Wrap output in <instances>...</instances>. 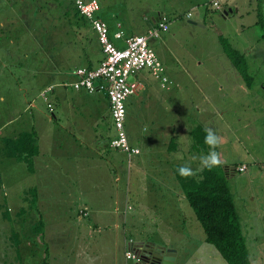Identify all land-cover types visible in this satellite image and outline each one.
I'll list each match as a JSON object with an SVG mask.
<instances>
[{
	"label": "rangeland",
	"instance_id": "rangeland-1",
	"mask_svg": "<svg viewBox=\"0 0 264 264\" xmlns=\"http://www.w3.org/2000/svg\"><path fill=\"white\" fill-rule=\"evenodd\" d=\"M99 1L106 5L108 12L139 32L151 25L153 18L167 19L168 30L151 40V48L167 68L171 90L160 89L157 80H154L157 88L152 84L147 89L168 95L163 97L162 104L178 110L173 127L179 130L180 137L186 134L183 125L187 120L191 128L196 125L213 128L225 138L217 148L222 160L218 168L235 201L251 264H264V31L256 24L258 16L264 19V0ZM215 1L219 3L218 10L213 6ZM236 5L238 11L228 16L223 14L222 9L234 10ZM61 11L54 0H0V264H41L46 246L45 242L43 246V235L49 246L46 260L50 264H109L114 252L123 261L122 238L115 249L117 243H112L110 237L112 227L96 226L92 230L90 218H79L82 208L77 191H94L92 184L101 189L102 177H88L89 185L81 189L72 171L57 180L60 187H38L42 193L32 194L22 187L27 182V174L23 176L21 170L23 164L5 154V140L13 139L21 130L14 120L23 102L17 91L18 79L25 68L22 64L26 59L28 63L41 56L32 43V32L47 30L43 26L72 27L73 18L66 22L58 20ZM220 38L244 55L251 79L249 86L223 53ZM155 101L147 96L141 106H152ZM37 102L43 107L42 100ZM155 105L160 104L157 101ZM45 123L43 128L63 145L61 122L45 119ZM108 125L111 127L110 118ZM145 130L149 128L144 127ZM190 136L193 138L191 131ZM192 146V142L182 141L180 149L188 152L185 150ZM113 150L110 154L123 156L124 170L129 173L126 155ZM198 155L183 154V160L174 161L176 165L190 163L199 171V161L191 160ZM101 162L103 167L105 164L109 167L104 160ZM159 164L150 163L151 166ZM61 165L67 169L66 158ZM151 169L145 180L140 172L131 169L129 173L130 179L133 177L128 201L133 211L129 214L137 218L138 226L125 231V236H135L139 244L150 243L153 248L174 243L187 264H227L205 243L201 225L184 198L173 206L165 199L158 201L170 196L169 190H165L169 185L158 177L155 171L158 168ZM148 188L160 190L144 196L142 190ZM171 192L175 199L176 192ZM106 195L100 200L104 207ZM142 199H147V205L141 203ZM40 220H43L42 233H36L34 228L41 225Z\"/></svg>",
	"mask_w": 264,
	"mask_h": 264
},
{
	"label": "crops",
	"instance_id": "crops-1",
	"mask_svg": "<svg viewBox=\"0 0 264 264\" xmlns=\"http://www.w3.org/2000/svg\"><path fill=\"white\" fill-rule=\"evenodd\" d=\"M97 1L101 6L98 12L100 19L107 24L111 34L121 32L123 38L146 35L158 19V17L153 18L152 24L139 32L124 19H118L116 14L108 12L103 2ZM226 10L222 9V12L225 16H228L234 11H238L239 7L236 5V9L228 10L229 12ZM40 13L44 12L40 11ZM43 27L47 30L32 32L34 35L32 36V43L36 44L38 47L37 52L41 56L37 61L28 63L26 59L25 63L22 64L25 67L23 75L18 79L20 85L17 91L20 100L22 99L23 102L15 112L17 116L14 122L18 123L21 130L16 132L14 138L21 133H34L36 147L38 148V153L29 160L21 161L14 158V161L23 164L24 167L21 166V170L24 172L23 176L27 174V182L23 183L22 187L28 188V192L31 190L35 194L42 193L41 190H37L38 187H60L61 183L57 180L65 173L72 174L74 172L73 174L77 175L78 178L77 186L83 189L84 186L89 185L87 184L88 177H102L104 184H102L101 189L99 185L92 184V188H95L94 191H77L78 201L82 208L79 218H90L92 230L96 226L105 227L109 225L112 227L113 233H110L112 243H117L122 238L121 246H124V251L126 240H128L129 246L131 245L132 248L148 252L150 248H153L152 244H139L135 236L134 238L125 236V231L130 232L138 226L137 218L129 214L133 211L132 207L128 205L133 178L130 179L129 173L131 169L133 172H140L145 180V178H149L148 172L152 170L151 168H158L155 171H157L158 177L163 180V183L169 185V187H165V190H169L170 193L169 197L158 198V201L165 199L172 206L176 205L177 202L179 203L178 199L181 201L184 195L182 190L179 189L180 187L173 174V169L177 166V161H174L176 160L175 154L182 152L180 149L182 141L184 144L193 143L190 131L193 132L194 128L189 127L186 120L183 125L184 131H186L184 137L186 138L180 140L179 130L173 127L176 115L179 113L178 110L174 111L173 107L163 106L162 100L163 97H168L167 94L147 89L152 87V84L157 88L154 81L157 79L147 71H143L137 78L142 88L134 97H128L125 100V132L128 135L131 147L140 150V154L133 157L134 159L132 158L133 161H130L129 164L127 161L128 173L124 170L123 156L110 154V150H113L110 143L115 137V132L106 94L101 90L93 92L74 90L71 86L77 79L76 71L79 68H97L103 58L95 32L89 24L77 26L73 28L74 31L70 27L68 29L52 26ZM59 38L62 39L58 40ZM151 40L153 39L149 40L150 47ZM117 42H121L120 45H123V40ZM25 57H27V54H25ZM149 77H152L153 80L150 81ZM159 87L167 91L171 90L169 87L162 88L160 85ZM48 89L50 90L46 92L47 101H44L41 94L48 91ZM147 96L155 98L154 105L157 104V101L160 105L142 107L143 99ZM171 96L172 94L169 95V99ZM38 100L44 102L43 107L38 104ZM48 103L51 105V112L47 107ZM109 118L111 127L108 125ZM45 119L61 122L59 129L64 139L63 145L60 146V139H55L54 135L50 136L49 130L43 128V124H47ZM144 127H148L149 131L145 130L144 132ZM140 129L142 133H140ZM113 151L117 150L114 149ZM185 151L188 152L182 153L187 155L193 152L192 147ZM190 151L191 153H189ZM119 153L123 155L122 152ZM103 155H106V158ZM65 158L68 161L67 169H64L61 165V163H64ZM102 160L108 163L109 167L106 164L103 167ZM152 162L160 164L157 165L158 167L151 166L150 163ZM158 190L160 189L148 188L142 191L145 196L147 193ZM171 191L176 192L177 195L174 193L175 199ZM90 193L96 194V196H91ZM105 194H107L105 199L107 205L104 207L100 200ZM180 195H182L181 198ZM140 201L142 204L147 205V199ZM44 238L43 235L42 240L46 243L48 255L49 246ZM117 247L118 243L115 249ZM167 248L176 250L174 264H183L182 259L184 260V256L180 252L179 246L174 243L156 246L154 250ZM124 251L123 261L114 252L111 255L109 264H126ZM48 262L50 264V261Z\"/></svg>",
	"mask_w": 264,
	"mask_h": 264
},
{
	"label": "trees",
	"instance_id": "trees-1",
	"mask_svg": "<svg viewBox=\"0 0 264 264\" xmlns=\"http://www.w3.org/2000/svg\"><path fill=\"white\" fill-rule=\"evenodd\" d=\"M54 1L57 8L62 10L59 14L61 17L58 20L66 22L70 17L74 19L75 24L72 22L70 28L89 24L87 20L79 15L71 0ZM97 17L100 18L99 15ZM256 24L264 31V19L262 17L258 16ZM54 26L57 25L54 24ZM109 35L115 46H122L120 45L121 42H117L119 40L113 39V34L110 31ZM219 41L223 53L246 81V85L249 86L251 79L245 67L244 55L233 48L224 38H220ZM192 131V151L198 154L201 151L207 152L208 148L203 142L204 128L201 125H196ZM4 149L5 152L7 151L5 154L9 158L21 161L29 160L38 153L34 133H21L16 138L6 139ZM181 165L183 164L177 165L173 169L174 178L201 225L200 228L204 234L205 243L212 246L227 264H251L235 201H233L222 170L218 167H214L212 170L203 169L196 171L195 176L183 178L177 171ZM32 194H35V192H32ZM29 209L33 210L32 207ZM40 224L34 228L36 233H42L43 220H40ZM43 251L45 256H43L41 264H48L46 246Z\"/></svg>",
	"mask_w": 264,
	"mask_h": 264
},
{
	"label": "built area",
	"instance_id": "built-area-1",
	"mask_svg": "<svg viewBox=\"0 0 264 264\" xmlns=\"http://www.w3.org/2000/svg\"><path fill=\"white\" fill-rule=\"evenodd\" d=\"M71 1L79 15L89 22L95 32L103 56L97 68H79L76 71L77 79L71 86L74 90H101L106 94L115 132L110 146L126 155L129 164L133 157L140 154V150L131 147L124 128L125 100L134 97L142 88L136 79L143 71H147L158 80L160 86L163 85L162 88L171 84L165 65L149 45L150 39L158 38L160 32L168 30L167 19L159 17L155 25L141 37L123 38L121 32L113 34V39L123 40V45L117 47L110 39L107 24L97 17L101 9L100 3L97 0ZM213 6L216 10L220 9L217 1L213 2ZM49 90L41 94L44 101H47L46 92ZM47 107L51 112L49 103ZM146 258L147 255L142 249L132 248L131 245L124 251L126 264H149Z\"/></svg>",
	"mask_w": 264,
	"mask_h": 264
},
{
	"label": "clouds",
	"instance_id": "clouds-1",
	"mask_svg": "<svg viewBox=\"0 0 264 264\" xmlns=\"http://www.w3.org/2000/svg\"><path fill=\"white\" fill-rule=\"evenodd\" d=\"M163 87V85H161ZM204 144L207 146L208 151L201 153L198 156H192L191 160H198L200 165V170L208 169L212 170L214 167H218L221 163V154L217 151L223 143L225 138L218 134L213 128L206 127L204 129ZM186 137L181 136L180 139L183 140ZM176 159L183 160L184 156L182 152L176 153ZM178 174L183 178H188L196 175V171L191 167L190 163H185L178 168ZM145 252V250H144ZM147 260V258H146Z\"/></svg>",
	"mask_w": 264,
	"mask_h": 264
},
{
	"label": "water",
	"instance_id": "water-1",
	"mask_svg": "<svg viewBox=\"0 0 264 264\" xmlns=\"http://www.w3.org/2000/svg\"><path fill=\"white\" fill-rule=\"evenodd\" d=\"M189 23L196 25V23L191 21H189ZM145 253L149 264H174L176 258V250L171 248L157 250L150 248V250L148 252L145 251Z\"/></svg>",
	"mask_w": 264,
	"mask_h": 264
}]
</instances>
